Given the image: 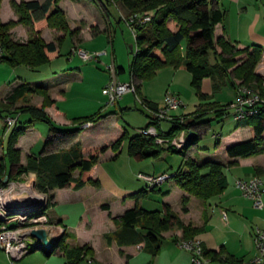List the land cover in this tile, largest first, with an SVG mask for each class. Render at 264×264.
<instances>
[{"label": "trees", "instance_id": "trees-1", "mask_svg": "<svg viewBox=\"0 0 264 264\" xmlns=\"http://www.w3.org/2000/svg\"><path fill=\"white\" fill-rule=\"evenodd\" d=\"M2 1L0 0V12ZM119 1H122L129 11V18L126 20L132 31L134 29L136 39L137 48L130 65L131 80L136 84L138 95L153 110L158 109L162 104L159 105L157 102L142 97V83L152 79L159 69L167 66L184 68L191 73V84L196 89L200 100L212 98L202 90L205 78H211L214 81L215 90L222 88L228 79V83L236 89V92L239 84H247L264 95L263 80L255 72L256 64L261 58L264 47L257 43L241 47L238 41L229 38L225 22L226 13L216 5L218 0ZM12 4L20 18L18 21L10 20L5 23L0 20V62L7 63L12 67L27 66L34 70L40 69L50 63L51 56L61 55V48L69 34L72 36V40L82 41L81 30L70 27L63 10L54 0L44 2L28 0L22 3L13 1ZM148 15L151 18L144 21V17ZM110 16L109 10L105 7V17L110 18ZM41 21H46L47 25L61 30L63 33L53 41L45 40L39 33L26 41L14 38L12 28L18 23L34 25ZM110 24L103 30L98 27L92 28L93 35L107 32ZM132 50L134 51L133 46ZM210 52L215 54L218 63H210ZM115 70L117 74L124 71V68L119 66ZM28 94L40 95L42 101L36 105L20 107L14 112L9 108L0 110L3 118L6 119L10 116L17 119L16 124L10 129L5 122L4 133L6 132L8 136L4 147L6 157L0 161V181L7 175L9 179H18V176L24 173L35 171L38 175L37 188L47 193L49 201L52 198L51 190L55 187L74 186L80 189L87 183L100 186V181L91 177L93 167L101 154L110 148L119 151L124 141L128 139V151L135 160H143L148 157L159 158L163 151L177 152L185 156L184 165L173 174V178L189 194L201 199H208L221 194L228 186L227 177L223 172L226 165L222 161L191 157L188 151L192 145L198 143L202 127L206 126L207 121L201 120L204 114L212 109L217 118L228 116L230 115L228 106L231 102L224 105L218 102H202L194 112L176 115L173 120L169 121L171 123L170 130L166 131L160 128L163 121L154 119L152 114L137 101L141 105L140 109L146 113L148 118L145 127L155 125L161 136L173 138L182 130L197 129V136L192 138L183 150L174 147L162 148L156 142L155 137L145 136L139 132L129 135L128 129L124 127V133L116 140L110 144L92 148L88 154L83 153L81 143H76L61 155L51 158H48L49 155H44L39 160L29 156L27 164H23L21 150L16 147V144L19 137L34 121L42 120L50 125V133L44 143L42 154L53 150L68 139L72 140L75 133L82 129L81 127L63 128L55 124L48 115L47 108L55 106L56 100L45 84L22 81L10 90L6 100L9 104H14L18 100H25L29 96ZM1 104L3 107L6 106L4 103ZM26 114L30 116L28 120L21 119ZM105 116L106 114L100 110L88 116L74 118L73 121L82 123L85 120H93L98 122ZM245 120V125L250 126L253 131V137L248 140L225 143L223 150L229 158H247L264 153V107H259L256 114ZM238 128L239 126L234 131ZM219 137L222 138V135ZM0 144H3L2 137ZM216 145L221 148L222 140L217 141ZM59 156L63 164L61 168L55 170L53 161ZM6 159L12 166L10 173H7L6 170ZM51 159V163L48 162ZM48 168L55 171L48 170ZM77 173L79 174L77 175ZM157 187L158 185L150 189L142 188L130 194V197L136 200V204L123 213L121 220L124 228L120 232H116L115 235L121 246L145 242V248L149 252L157 254L162 234L165 231L180 227L184 230L185 237L190 239L200 231L199 228H195L191 224H183L168 204H164L163 211L149 210L139 205V200ZM186 201L187 197H184L183 202L186 203ZM103 208L109 209L110 207L103 205ZM65 237L66 233L62 235L58 245L54 248V252H64L67 257L65 264H82L87 254L93 253L88 245L70 246L66 243ZM110 237L107 236L109 240ZM204 256L210 260V264H243L244 262L224 246L218 250H204Z\"/></svg>", "mask_w": 264, "mask_h": 264}, {"label": "crops", "instance_id": "crops-1", "mask_svg": "<svg viewBox=\"0 0 264 264\" xmlns=\"http://www.w3.org/2000/svg\"><path fill=\"white\" fill-rule=\"evenodd\" d=\"M216 5L226 13L225 22L230 39L238 41L241 47L246 45L247 41L242 39L240 32L235 34V37L239 39L233 38V26L231 25V23H241V25L238 27L240 29V26H242V23H244V27H246L250 32V39H253L252 41H255L257 44L259 43L264 45V30H261L264 26L260 28L258 27L260 23L261 25L264 24V0H218ZM3 12L8 13V16L3 18ZM11 19H15V12H13L11 9V5L8 0H3L0 12V20L1 22L5 23ZM41 22H45L42 23L43 26H48L46 21ZM109 24L110 23H94L89 25L85 36H81L82 41L96 36L93 35L92 28L96 29L98 27L100 30H103L107 28ZM257 28H259V30H257ZM27 30L28 29H23V26L21 27L20 25L16 26L12 30V33L15 39L22 38L21 40L24 41L25 36L26 40L31 37L29 36V32H27ZM16 32L19 36L16 35ZM53 40L54 39H47V41ZM80 42L81 41L73 39L74 45H78ZM112 47L114 48V44ZM103 50H106V54H108L107 49H102V51ZM113 50H115V48ZM55 57L57 58V56H51V61L49 64H52L53 61L56 60ZM115 59L116 58L114 56L112 62L118 68ZM2 64L3 66H6L4 62ZM183 69L184 68H173L171 66L159 69L152 79L143 81L141 87L142 97L147 100L157 102L159 105L163 103V99L167 91L174 92L182 98L183 89L178 83L179 78L182 77L189 81L190 85L192 86L191 73L188 75L182 71ZM123 72H125V69L124 71L117 73L119 80L123 79L122 76H119V74ZM21 79L22 78L19 76V78H17V80H15V82L12 84L5 85L0 88V105L2 102L5 104L7 103L6 106H1V109H13L18 106L19 102L23 100H18L14 104H9L6 100L7 94L14 86L22 82ZM213 84L214 81L211 78H205L203 80L202 90L204 93L211 95L212 98L208 100H199L200 103L208 101L218 102L224 105L234 101L233 99L228 101L220 100L218 95L221 94L222 88L215 90ZM225 85H227V83L223 86ZM229 86L232 87L230 84ZM59 87L61 88H57L58 90H51L49 88L52 97L56 100V105L47 108L48 115L53 121L56 120L59 123L72 125L67 128L74 129L76 127H80L79 125L75 126L76 122H74L73 119L82 116H73V112L70 111V108H67L63 105L60 106V103L67 99V93L65 90H62L64 87L63 85ZM233 90L236 89L233 88ZM41 101L42 97L38 104ZM199 104L197 105V108H199ZM175 113L188 114L183 110H178ZM202 118H205L203 121H207L206 126H210L211 118L212 120H221L224 117L217 118L215 111L211 109L207 111V113L204 114ZM2 121L3 125L5 126V118L2 117ZM147 123L148 119L147 122L140 128L145 127ZM55 124L57 125L56 122ZM164 124L165 121L160 124V128L168 131L169 128H166ZM124 127L125 125H123L118 120L116 114L106 113V116L98 123H95L93 127L84 131L76 132L72 140L68 139L57 145V147L53 150L42 154L44 144L40 152L37 153L33 150L31 140L28 138V132H31L34 135L37 134L35 129L36 127L33 122L25 130L24 134L19 137L16 147L21 150V162L23 164H27L29 156L35 157L37 160H39L43 158L44 155H49L48 158L59 154L61 155L76 143H81L83 153L88 154L92 148L110 144L116 140L124 133ZM240 128L227 136L228 143L245 140L246 136L243 135L246 134L248 135V138L253 137V131L250 126L242 127L241 129ZM245 128L249 129L245 131ZM83 132L88 135L87 140L83 139ZM7 136L8 135L5 132L2 137L3 144H0V161L6 157V151L4 147L7 142ZM193 146L197 147V144L192 145L190 149ZM115 155L117 156L115 157ZM193 155L194 157L197 156L201 158L199 149L198 154L195 155V152H193ZM52 159L48 162L51 163ZM119 159H123V165L121 166L114 167L113 165H110V163H105ZM6 162L7 173H10L12 166L10 165L8 159H6ZM222 162L226 165V167L223 169V172L227 177L228 186L221 194L215 195L208 199H201L195 195L189 194L176 183L173 178V174H175L177 170H174L173 164H168L165 169H162L158 173L155 171V174L153 175L143 174L154 177L168 174L171 177L170 179L159 184L155 190L150 191L147 196L141 198L139 200V205L143 208L157 211H163L164 204L170 205L171 209L179 216L180 221L183 224H191L193 227L200 229V231L195 233V235L191 238L199 239L204 250H218L224 246L236 257L241 258L244 261H248L255 256V253H250V251L255 248L254 231L257 227L264 226V153L247 158H229L224 153ZM53 164L55 165V170L62 167L63 162L60 156L59 158L57 157L54 159ZM137 167L142 166L139 163H136V160L129 154L128 139H126L119 151H115L110 148L105 153L101 154L97 163L93 167L91 177L98 179L100 181V186L87 183L80 189H77L74 186L53 188L51 190L52 198L49 201L48 208L52 206L54 211L50 214V212L47 210V213L51 217L52 222L57 224L58 227H64L67 244L70 246L88 245L91 247L93 253L89 252L84 258L88 259L89 257L88 261L90 264H192V252L181 248L178 245L179 240L190 239L185 237L184 230L180 227H175L171 230L165 231L162 234L164 242L161 240L160 249L157 254L149 252L145 248V242L122 246L118 243V240L115 236L116 232H120L124 228L121 216L127 209L135 206L136 200L130 197V194L138 190H133L135 188L133 186L134 184H131V181L126 180L124 182L125 184L123 185L119 184L117 178L123 176L131 180L133 177V171ZM227 169L230 171H235L232 179H230V177L227 175ZM48 170L51 169L48 168ZM30 172H32L31 175L36 178L37 182V173L35 171ZM78 174L79 173H77V175ZM103 174L106 178L103 176ZM140 174L142 173H139L138 177H140ZM255 175H259L262 179L263 207H256L254 205V201L251 198L243 195L240 188L236 186L237 179L250 180ZM21 176L22 175L18 177ZM111 176H115V179L113 180L115 184L113 182L110 184L108 183V178ZM6 177H8V175ZM146 187H148V185H146ZM146 187L142 186V188ZM184 197H187L186 203L183 202ZM212 200H216L214 205L211 202ZM103 205H109L110 208L105 209L103 208ZM223 210L227 211L228 213V219L226 222L222 219ZM53 233L57 234L60 233V231L56 229L53 231ZM107 236H111L110 240L107 238ZM168 238L171 241H167ZM165 242H167V246H169L166 252L164 247ZM0 250L2 249L0 248ZM42 253V255L40 254L34 256H30L28 254L21 260V263L65 264L67 261V257L64 252L53 251L51 255H47L43 251ZM5 255L7 256L6 253Z\"/></svg>", "mask_w": 264, "mask_h": 264}, {"label": "rangeland", "instance_id": "rangeland-1", "mask_svg": "<svg viewBox=\"0 0 264 264\" xmlns=\"http://www.w3.org/2000/svg\"><path fill=\"white\" fill-rule=\"evenodd\" d=\"M15 1L17 3H22L27 0H8L11 5V9L15 12V19H11L13 21H18L20 15L17 13L15 8L13 7L12 2ZM42 2L46 0H40ZM58 6L63 10L67 23H69L72 29H80V35L85 36V33L88 31V26L94 23H111L110 28L107 32H102L95 37H91L89 39H85L81 41L80 44L74 45L72 36L69 34L66 40L63 43L61 48V55L55 57V61L52 64H47L40 69H32L27 66H19L18 68H14L11 65L6 64L3 66V62L0 63V88L5 85H10L17 78H22V81L37 83V84H45L51 90L60 89L61 85H63V89L66 91L67 99L64 102L60 103V106H66L70 108V111L73 112V116H88L95 112L101 110L103 114L114 113L117 115L118 120L125 125L128 129L129 135H134L138 133V130L143 124L147 122V115L144 111L140 109L141 105L137 102V98L135 93H127L117 104H108V98L105 94H103V88L112 80V73L109 70L110 64H112V59L115 56L117 66H122L125 69V72L119 74L122 76V82L130 81L131 74H130V65L134 59V54L136 52V39L134 33L129 26V22L126 20L129 18V11L124 5L122 1L119 0H54ZM3 2V1H2ZM103 3V4H102ZM104 5V6H103ZM105 7L110 12V18L105 17ZM8 16V13L2 14V17L5 18ZM107 20V21H105ZM37 24L31 25L26 23H18L16 26H23V29H28L29 36H36L39 33L42 37L47 39H57L63 32L51 26H43L42 23L45 22H36ZM240 26L241 23H231L233 26V38H236L235 34L240 32L242 39L247 41L246 45H250L252 43H256L250 39V32L247 30L246 27ZM15 26V27H16ZM264 26L260 25L259 28ZM13 27L12 30L15 28ZM257 28V30H259ZM264 30V27L261 29ZM16 35L17 32H16ZM19 36V35H18ZM26 38V36H25ZM24 38V41L26 40ZM249 38V39H248ZM22 39V38H21ZM18 39V40H21ZM22 41V40H21ZM186 42V41H185ZM183 42V43H185ZM114 44L115 50L112 47ZM259 44V43H258ZM261 45V44H260ZM82 48L85 51L89 52H101L102 49H107L108 54H102L99 58H93L90 60H84L79 53L72 52L73 47ZM81 46V47H80ZM132 46L134 51L132 50ZM264 47V45H262ZM209 60L211 64L218 63V59L216 58L213 52L209 53ZM16 69V70H14ZM184 73L190 75L188 70L183 69ZM116 78L117 74H116ZM170 83V81H169ZM178 83L180 87L183 89L182 100L184 101L185 107L180 110H183L186 113H192L196 108L197 105L200 103V98L196 93V89L190 85V82L185 80L184 78H179ZM223 86L221 89V94L218 95L220 100L228 101V100H236L237 92L233 90L232 87L228 84ZM57 89V90H58ZM29 95V94H28ZM40 95H29L25 100L19 102L18 106L11 111H16L20 107H26L30 105H36L40 101ZM217 100V99H216ZM4 103V102H2ZM5 104V103H4ZM2 105V104H1ZM6 105V104H5ZM3 106V105H2ZM1 110V106H0ZM10 111V112H11ZM29 115H23L21 119L28 120ZM79 118V117H78ZM104 118V117H103ZM102 118V119H103ZM101 119V120H102ZM202 121L205 118L201 119ZM207 120V118H206ZM58 126L63 128L72 126L66 125L64 123H59L54 120ZM100 121V120H99ZM98 121V122H99ZM246 120L242 122H237L232 115L226 116L221 120L211 118L210 126L202 127V133L200 139L197 143V147H192L188 153L191 157H194L193 152L195 155L198 154V149L201 158H212L218 161H222L224 157L223 145L228 142L227 136H229L236 127H246ZM2 115L0 114V138L3 137L4 134V125L2 123ZM93 120H85L82 123L76 122L75 126H80L82 129L81 131L87 130L95 123ZM90 123V125H88ZM35 129L37 134H33L28 132V138L31 140L33 150L37 153L40 152L46 138L48 137V133H50V125L46 121L37 120L34 121ZM164 126L166 128H171L170 122H166ZM248 127V126H247ZM240 128V129H241ZM168 129V130H169ZM249 128H245V131ZM197 132V129H191ZM200 130V129H198ZM2 135V136H1ZM222 135V138L219 137ZM246 136L245 140L250 139L248 135ZM83 139L87 140L88 135L83 132L82 134ZM222 140L221 148H218L216 145L217 141ZM160 147L163 148L162 145ZM216 152V153H215ZM215 153V154H214ZM202 154V155H201ZM184 158L180 153L177 152H170V151H163L159 158L148 157L143 160H136V163H139L142 167H137L133 171V177L128 179L127 177L120 176L117 178L119 184H125L126 180L131 181V184H134L133 190H140L143 187L148 185V181L143 177H138L139 173L142 174H155L154 172H160L162 169H165L168 164H173L174 170H178L181 166L184 165ZM195 158H198L195 156ZM170 162V163H168ZM110 163V165L121 166L123 165V159L115 160L112 162H105ZM109 165V164H106ZM122 168V167H121ZM227 175L232 179L234 174V170L230 171L227 169ZM32 172H27L21 177H18L20 181H26L28 175H31ZM107 174V173H106ZM105 177V175L103 174ZM108 176V175H107ZM132 176V175H131ZM156 176V175H155ZM106 178V177H105ZM36 179V178H35ZM115 179V176H111L108 178V183L110 184ZM114 183V182H113ZM233 183V182H231ZM115 184V183H114ZM37 186V185H36ZM131 186V185H130ZM38 189V188H37ZM216 200H212V204H215ZM48 212L53 213L54 209L52 206L47 208ZM59 210V208H58ZM57 210V211H58ZM10 225L16 224V218H12L9 221ZM169 240V238L167 239ZM162 242L163 238H162ZM165 252L167 251L168 247L167 242L164 244ZM250 253H257L256 247L250 251ZM42 255V250H35L31 252L29 255ZM240 257V256H239ZM89 259V257H88ZM88 259H84L82 264H90ZM9 258L5 255V253L0 250V264H10ZM95 264V263H94ZM193 264V263H192Z\"/></svg>", "mask_w": 264, "mask_h": 264}, {"label": "built area", "instance_id": "built-area-1", "mask_svg": "<svg viewBox=\"0 0 264 264\" xmlns=\"http://www.w3.org/2000/svg\"><path fill=\"white\" fill-rule=\"evenodd\" d=\"M150 18L148 15L144 17V21ZM72 52L79 53L84 60L99 58L102 54L107 53L106 50L93 53L78 47H73ZM115 68V64L112 62L109 69L113 78L103 89V93L108 98V104H116L125 94L133 92L144 109L152 114L154 119L159 121L173 120L176 115H179L175 112L185 107L184 101L178 94L167 91L162 105L158 109L153 110L138 95L137 87L133 80L122 82L116 78ZM255 72L262 78L264 87V49L261 58L256 64ZM259 107H264L263 93L247 84L238 85L237 98L228 106L230 115L237 122L256 114ZM5 122L10 129L16 124L17 119L8 116ZM190 130H182L175 137L168 138L161 136L158 128L152 124L148 127L140 128L138 132L145 136L155 137L156 142L164 148L174 147L178 150H183L189 144L188 135ZM140 177L145 178L149 182L148 188L150 189L170 179L171 176L165 174L154 177L140 174ZM236 186L240 188L243 195L254 201L256 207H263L262 179L259 175H255L250 180L237 179ZM48 206L49 197L47 193L37 189L36 179L32 175H28L26 181H20L15 178L9 179L8 177L0 181V248L7 254L10 264H22L21 260L38 243L37 239L30 235L33 229H47L51 238L65 233L64 227H58L57 224L52 222L51 217L47 213ZM12 218H16L15 225L9 224ZM222 219L225 222L228 219V213L225 210L222 211ZM56 229L60 233H53ZM254 242L257 253L250 260L244 261L243 264H264V226L255 229ZM41 245L44 247L42 241ZM178 245L192 252L193 264H210V260L204 256V249L199 239H181L178 241Z\"/></svg>", "mask_w": 264, "mask_h": 264}, {"label": "water", "instance_id": "water-1", "mask_svg": "<svg viewBox=\"0 0 264 264\" xmlns=\"http://www.w3.org/2000/svg\"><path fill=\"white\" fill-rule=\"evenodd\" d=\"M197 136V132L194 130L189 131L188 138L191 140L192 138ZM30 235L33 238H36L38 243L35 245V247L32 249V252L35 250H42L47 255H51L54 251V248L58 245L61 237L63 234L51 238L49 235V231L47 229H33L30 232ZM41 241L44 243V247L41 245Z\"/></svg>", "mask_w": 264, "mask_h": 264}]
</instances>
